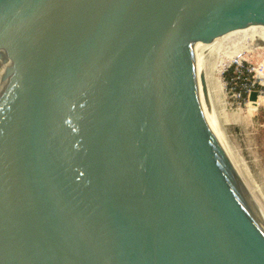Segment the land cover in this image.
<instances>
[{
    "label": "water",
    "instance_id": "water-1",
    "mask_svg": "<svg viewBox=\"0 0 264 264\" xmlns=\"http://www.w3.org/2000/svg\"><path fill=\"white\" fill-rule=\"evenodd\" d=\"M242 28L264 0H0V264H264L199 88Z\"/></svg>",
    "mask_w": 264,
    "mask_h": 264
},
{
    "label": "rangeland",
    "instance_id": "rangeland-1",
    "mask_svg": "<svg viewBox=\"0 0 264 264\" xmlns=\"http://www.w3.org/2000/svg\"><path fill=\"white\" fill-rule=\"evenodd\" d=\"M253 46L254 48L250 47L246 50L241 60L245 66L251 68L252 76H255L253 80L256 83L252 87V92L256 91L259 95L256 102L250 99L252 92L239 96L238 92L231 90L227 83V70L235 66L237 61L227 64L220 82L217 81L220 76L215 74L212 78V86H214L213 99L217 100H214V106L223 122L227 137L244 160L252 179L264 195V85L260 84L256 73L264 71V46L260 41H254ZM218 135L220 141L227 145L228 139L221 129H218Z\"/></svg>",
    "mask_w": 264,
    "mask_h": 264
},
{
    "label": "bare ground",
    "instance_id": "bare-ground-1",
    "mask_svg": "<svg viewBox=\"0 0 264 264\" xmlns=\"http://www.w3.org/2000/svg\"><path fill=\"white\" fill-rule=\"evenodd\" d=\"M254 41H260V43L262 41L264 43V30H258L254 28H242L240 30L223 34L217 38L212 39L208 44V46L206 47V50L203 55V65L200 69L199 88L202 91L201 93L203 94V98L208 109V113H209L208 123L210 129L219 147L221 148L227 161L235 170L241 181L264 207V195L259 189L260 187L255 184L244 160L238 154L237 150L235 149V147L232 145V143L229 141L227 137L223 122L220 119V116L214 106V100L216 99H213L214 86H212V78H214V75L218 74L220 76L219 80L217 78V81L220 82L222 72L227 66V64L234 61L241 62L242 61L241 59L244 58V54L246 50L249 49L250 47L254 48L253 46ZM247 121L249 120L247 119ZM218 129L219 130L221 129L226 135V138L228 139L227 145L224 144V142L220 141L218 135Z\"/></svg>",
    "mask_w": 264,
    "mask_h": 264
},
{
    "label": "built area",
    "instance_id": "built-area-1",
    "mask_svg": "<svg viewBox=\"0 0 264 264\" xmlns=\"http://www.w3.org/2000/svg\"><path fill=\"white\" fill-rule=\"evenodd\" d=\"M236 63L237 64L234 66L233 69L235 75H233L230 79L227 78V83H229L231 90H234V92H238L239 96L245 95L246 92L251 93L252 87L255 86L256 83L255 80H253L255 76H252L251 68L245 66L242 61ZM256 73L260 84L264 85V71H259ZM242 75L246 77L243 78ZM238 79H240V81H238Z\"/></svg>",
    "mask_w": 264,
    "mask_h": 264
},
{
    "label": "trees",
    "instance_id": "trees-1",
    "mask_svg": "<svg viewBox=\"0 0 264 264\" xmlns=\"http://www.w3.org/2000/svg\"><path fill=\"white\" fill-rule=\"evenodd\" d=\"M233 69H234V66L231 67L229 70H227V73H226L227 78L230 79L233 75H235ZM238 81H240V79H238Z\"/></svg>",
    "mask_w": 264,
    "mask_h": 264
}]
</instances>
